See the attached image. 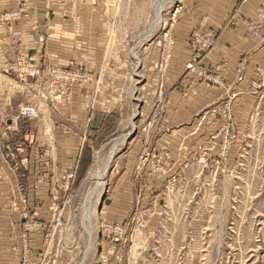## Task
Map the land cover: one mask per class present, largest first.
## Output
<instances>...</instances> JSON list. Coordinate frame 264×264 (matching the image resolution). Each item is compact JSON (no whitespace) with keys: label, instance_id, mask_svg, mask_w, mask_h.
Here are the masks:
<instances>
[{"label":"rangeland","instance_id":"obj_1","mask_svg":"<svg viewBox=\"0 0 264 264\" xmlns=\"http://www.w3.org/2000/svg\"><path fill=\"white\" fill-rule=\"evenodd\" d=\"M90 1L104 12L101 67L115 93L114 108L98 128L86 129L76 167L65 179L50 178L47 191L39 189L34 174L25 180L19 220L11 227L22 262L28 261L32 233L40 232L38 264H264V61L238 64L230 80L223 63L202 60L223 30H204L200 23L186 33L188 58L177 67L170 59L182 0L165 6L163 23L143 40L157 0ZM235 18L264 46L261 20L234 12L226 26ZM50 67L78 78L43 80L46 104L56 103L72 84L92 79L80 64H47L38 70L43 78ZM100 71L94 73L98 86ZM198 89L216 91L213 101L181 121L167 107L170 93ZM38 116L47 114L25 119ZM130 120L135 129L118 149L101 195H93L110 142L130 131ZM89 240L92 247L83 258Z\"/></svg>","mask_w":264,"mask_h":264},{"label":"crops","instance_id":"obj_2","mask_svg":"<svg viewBox=\"0 0 264 264\" xmlns=\"http://www.w3.org/2000/svg\"><path fill=\"white\" fill-rule=\"evenodd\" d=\"M182 1L176 53L170 59L175 66H183L188 58L186 33L200 23L204 30H223L202 60L205 65L223 63L230 80L238 64L252 66L264 61V46L258 47L247 35L240 19L226 26L237 12L245 20H261L260 31L264 32V0ZM100 8L90 0H0V13L18 9L21 14L10 27L0 21V264H38L44 247L42 234L32 233L28 261L22 262L19 237L11 231L19 220L22 207L18 195L25 191V180L29 182V175L34 174L39 189L47 191L50 178L65 179L76 167L86 129L98 128L114 108L115 93L107 82V70L101 67L106 47ZM18 58L31 72L8 70ZM47 64L62 68L84 65L92 79L84 85L72 84L56 103L46 104L42 101L45 91L39 86L44 78L38 70ZM98 69L101 86L95 83ZM173 80L175 77L169 83ZM184 83L190 84L187 78ZM215 93L213 89H198L181 96L172 91L167 107L183 121L210 104ZM23 107H33L47 116L30 120L12 116ZM14 164L18 167L13 168ZM124 189L129 190V186Z\"/></svg>","mask_w":264,"mask_h":264},{"label":"bare ground","instance_id":"obj_3","mask_svg":"<svg viewBox=\"0 0 264 264\" xmlns=\"http://www.w3.org/2000/svg\"><path fill=\"white\" fill-rule=\"evenodd\" d=\"M172 0H157L154 4V12H153V20L152 22L150 23L148 29L145 30V33L143 35L142 38H140V40L142 39H145L146 37L150 36L153 31H154V28L155 26H157L158 24L160 23H163L162 22V11L164 10L165 6L167 4H169ZM136 46V45H135ZM134 46V47H135ZM135 48H133L134 50ZM131 121V120H130ZM131 125V129L129 132H126L116 138H114L111 142H110V146H109V150H108V153L106 155V157H104L102 163H101V167L99 168L98 172H97V182H95V185L93 187V195L95 194H99L102 192V188H103V182H104V178L107 177L106 174L108 173L109 169H110V166L112 164V162L114 161L115 159V155L118 151V149L120 148V146L124 143V141L129 137V134H131L134 129H135V126H134V123L131 121L130 123ZM127 141V140H126ZM99 166V165H98ZM97 166V167H98ZM106 179V178H105ZM105 185V184H104ZM101 195V194H100ZM91 206V205H90ZM92 207V206H91ZM90 215L94 213L93 212H89ZM96 213V212H95ZM90 215H88V219H90ZM92 221V220H91ZM90 223V222H89ZM91 224V223H90ZM88 234L89 236H91V228L89 227L88 228ZM88 247L86 248V250L84 251V257L83 258H87V254L89 253L91 247H92V240H89V243L87 245ZM85 260V259H84ZM83 260V262H85Z\"/></svg>","mask_w":264,"mask_h":264},{"label":"built area","instance_id":"obj_4","mask_svg":"<svg viewBox=\"0 0 264 264\" xmlns=\"http://www.w3.org/2000/svg\"><path fill=\"white\" fill-rule=\"evenodd\" d=\"M21 14L18 9H9L5 10L2 13H0V21L8 24L10 27L16 20L20 18ZM43 41V40H42ZM195 62V60H193ZM194 62H190V66L194 65ZM31 69V67H28L23 61L22 58H18L15 62H13L11 65H9L8 70L9 71H23L28 72ZM47 76L44 77L48 80H54L52 78H63V77H70L74 81H77V74H74L72 72L65 73L63 71H60L58 68H49L48 71H46ZM45 73V74H46ZM47 80V82H48ZM35 114V110L33 107H24L21 110H19L18 115L16 118H31Z\"/></svg>","mask_w":264,"mask_h":264}]
</instances>
